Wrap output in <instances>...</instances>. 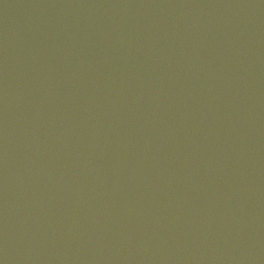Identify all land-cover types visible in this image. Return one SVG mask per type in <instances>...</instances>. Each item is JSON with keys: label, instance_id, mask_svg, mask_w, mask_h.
I'll list each match as a JSON object with an SVG mask.
<instances>
[{"label": "water", "instance_id": "95a60500", "mask_svg": "<svg viewBox=\"0 0 264 264\" xmlns=\"http://www.w3.org/2000/svg\"><path fill=\"white\" fill-rule=\"evenodd\" d=\"M0 264H264V0H0Z\"/></svg>", "mask_w": 264, "mask_h": 264}]
</instances>
